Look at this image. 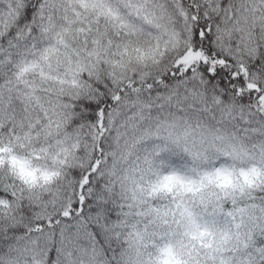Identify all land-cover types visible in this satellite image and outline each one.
<instances>
[{
  "label": "clouds",
  "instance_id": "9594fccd",
  "mask_svg": "<svg viewBox=\"0 0 264 264\" xmlns=\"http://www.w3.org/2000/svg\"><path fill=\"white\" fill-rule=\"evenodd\" d=\"M194 5L253 89L185 60ZM0 21V264H264V0H0Z\"/></svg>",
  "mask_w": 264,
  "mask_h": 264
},
{
  "label": "snow or ice",
  "instance_id": "6c2138e0",
  "mask_svg": "<svg viewBox=\"0 0 264 264\" xmlns=\"http://www.w3.org/2000/svg\"><path fill=\"white\" fill-rule=\"evenodd\" d=\"M208 3H211L212 0H207ZM213 12H219L220 9L218 7H213L211 9ZM199 13V6L194 5L193 6V15L191 17H188L187 13L184 12V10L181 8V14L185 16L186 19H190L193 22V29L192 32H194V36L190 34L189 41L190 43V51L188 53V56L185 57V60L188 63H191L193 60L202 61L204 66V72L210 73L213 77L221 76L223 73L224 76H230L231 82L233 85H238V91L240 93H243L245 87L248 89H253L254 85L251 83H247V77L249 76V69L244 66V64L241 62V59L239 56H232L231 61L233 63H236L238 65V71L235 69L231 74H229L227 71H225V68L228 66V63L226 62V59H221L219 56V53L216 51L217 48H219L221 51H228L229 53L232 52V34L228 29H221L219 25L216 26V46L213 47L211 44L207 46V48L203 47L199 42L210 39V34L212 32V25L208 23L207 21L210 19L208 12ZM201 16L204 17L205 23L201 24ZM0 26H2V21H0ZM196 49H199L198 51ZM236 51L239 53V48L236 49ZM252 52L255 51V49L251 50ZM215 54V58L214 57ZM259 63V61H257ZM221 84H223V78H221ZM131 86V85H129ZM149 88L152 86L149 85ZM236 90V89H234ZM114 100H119L120 97L114 96ZM100 120V128L103 130V120H104V110L101 109L97 113ZM90 176L85 175L81 181L80 185V195L78 203L73 204L72 202H69L68 208L63 212V216L65 218H71L72 216H81L85 212L86 204H90L91 200H86L85 191H91L90 189ZM93 213L97 212V209L93 208L91 209ZM95 219L98 221L99 216L97 215ZM55 223H59V220H56ZM47 224L49 227H52L53 221L49 219L47 221ZM42 225L40 228H37V230H41Z\"/></svg>",
  "mask_w": 264,
  "mask_h": 264
}]
</instances>
